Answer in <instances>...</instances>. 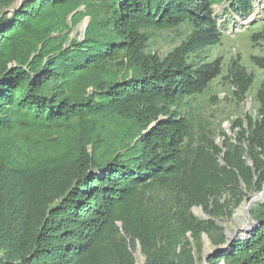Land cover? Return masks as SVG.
Listing matches in <instances>:
<instances>
[{
  "label": "trees",
  "instance_id": "trees-1",
  "mask_svg": "<svg viewBox=\"0 0 264 264\" xmlns=\"http://www.w3.org/2000/svg\"><path fill=\"white\" fill-rule=\"evenodd\" d=\"M16 1L0 0V264H138L137 241L146 264H198L204 232L225 245L191 208L219 195L221 173L262 188L264 82L238 143L198 132L191 102L223 70L206 59L223 37L215 6L245 17L254 0ZM183 24L167 55L147 49L150 30ZM229 77L242 97L254 83L238 60ZM252 216L212 264H264V202Z\"/></svg>",
  "mask_w": 264,
  "mask_h": 264
},
{
  "label": "rangeland",
  "instance_id": "rangeland-1",
  "mask_svg": "<svg viewBox=\"0 0 264 264\" xmlns=\"http://www.w3.org/2000/svg\"><path fill=\"white\" fill-rule=\"evenodd\" d=\"M23 1L25 0H17L14 6L16 7ZM228 6L229 2L215 6L217 22L223 32V37L218 45L207 50L206 58L207 60L221 58L222 74L211 82L210 87L202 95L191 102L193 106L191 112L197 121L198 132L204 129L207 135H211V138L220 146H223L226 140L230 143L239 142L238 137L242 128L249 129L248 116L258 119L260 105L255 97L260 84L264 82V68L254 64L252 60L253 56H264V40L253 41L252 39V35L264 27V0H254L253 11L245 17L232 13L227 9ZM88 23L89 19L86 18L73 27L68 42L74 39L81 40ZM188 33L189 27L184 24L171 29L150 30L147 49L164 57L180 45ZM233 60H238L254 77V83L244 97L237 93L239 89L229 77V69ZM241 145L246 149L245 142H241ZM246 160L247 164L252 165L248 157ZM220 162L223 163V160L220 159ZM221 180L223 188L219 195L209 196L205 204H195L191 210L201 220L215 224L217 227L213 233L215 238H223L228 242L225 245L216 246L210 235L204 232L201 251L194 247L198 264H212L210 259H213L211 256L216 248L226 247L238 238L249 237L252 231L249 232L247 227L250 223H254L252 209L264 202L263 199L257 204H252L249 209H243L252 195L264 190V183L262 188L257 190L256 186L248 188L244 181L240 184L235 181L231 182L232 180L223 173H221ZM256 180L255 182H258V179ZM118 225L122 229V223L118 222ZM188 235L195 245L191 233ZM128 241L130 242L129 238ZM129 248L134 253L138 264H146V257L139 241L134 244L130 242ZM223 263L221 261L219 264Z\"/></svg>",
  "mask_w": 264,
  "mask_h": 264
},
{
  "label": "bare ground",
  "instance_id": "bare-ground-1",
  "mask_svg": "<svg viewBox=\"0 0 264 264\" xmlns=\"http://www.w3.org/2000/svg\"><path fill=\"white\" fill-rule=\"evenodd\" d=\"M264 199V190L258 194L252 195L251 199L244 205L243 209H249L252 204H257Z\"/></svg>",
  "mask_w": 264,
  "mask_h": 264
},
{
  "label": "water",
  "instance_id": "water-1",
  "mask_svg": "<svg viewBox=\"0 0 264 264\" xmlns=\"http://www.w3.org/2000/svg\"><path fill=\"white\" fill-rule=\"evenodd\" d=\"M21 3H22V2H21ZM21 3H20V4H21ZM220 248H222V247H218V248H216L215 251L219 250ZM207 258H208V257H207ZM223 264H224V263H223Z\"/></svg>",
  "mask_w": 264,
  "mask_h": 264
}]
</instances>
